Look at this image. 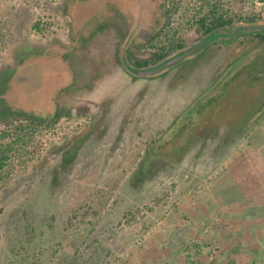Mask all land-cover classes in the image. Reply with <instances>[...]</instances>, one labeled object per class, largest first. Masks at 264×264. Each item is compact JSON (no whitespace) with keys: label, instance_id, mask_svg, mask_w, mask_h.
<instances>
[{"label":"rangeland","instance_id":"1","mask_svg":"<svg viewBox=\"0 0 264 264\" xmlns=\"http://www.w3.org/2000/svg\"><path fill=\"white\" fill-rule=\"evenodd\" d=\"M62 1L0 0V65L22 41L65 40ZM172 2L170 21L183 44L200 33L193 19L213 6L264 20L258 0ZM251 37L204 50L161 79L135 80L116 64L86 95L91 109L84 116L22 132L0 124L8 133L0 143L20 138L0 178V264H264V115L219 156L209 137L195 159V143L190 149L179 142L161 147L163 161L144 164L154 143L173 138L188 106L207 91L211 67L251 45ZM102 97L105 109L87 127ZM138 165L148 174L128 184Z\"/></svg>","mask_w":264,"mask_h":264},{"label":"flooded vegetation","instance_id":"2","mask_svg":"<svg viewBox=\"0 0 264 264\" xmlns=\"http://www.w3.org/2000/svg\"><path fill=\"white\" fill-rule=\"evenodd\" d=\"M60 8L66 17L65 40L49 38L33 47L25 46L18 55H11L8 64L0 65V124L46 126L71 114L81 116L82 113L84 116L91 109L85 101L86 95H90L95 86L113 72L116 64L127 74L117 57V48L124 39L126 56L138 67L152 66L167 55L183 52L185 46L201 43L193 54L186 55L174 65L182 66L181 61H189L204 50L211 52L218 44L235 39L236 35L255 33L253 36H256L264 29L261 23L259 28H244L258 18L231 17L222 27L207 30L199 27V35L183 44L177 37L178 27L170 21V15L177 9L172 0H63ZM237 28L241 30L226 36ZM108 34L114 35L115 40L113 37L111 42L109 37L107 40ZM108 46L110 50L106 53ZM244 52L250 53V46L245 47ZM201 56L204 55L194 61L200 60ZM234 57L220 66L214 64L211 67L207 91L199 94L194 102L205 104V98L210 95L216 107L218 88L223 86L231 92L230 77L234 69L229 66L235 64ZM174 66L168 70L176 68ZM18 67L24 74L17 79L13 74ZM168 70L152 77L127 75L135 80L144 78L149 81V78L161 79ZM103 99L107 98L94 101L96 113L88 120L87 127L97 121L105 109ZM179 145L176 142L170 147Z\"/></svg>","mask_w":264,"mask_h":264},{"label":"trees","instance_id":"3","mask_svg":"<svg viewBox=\"0 0 264 264\" xmlns=\"http://www.w3.org/2000/svg\"><path fill=\"white\" fill-rule=\"evenodd\" d=\"M258 1L264 3V0ZM231 17L216 11V6H213L207 14L200 15L194 18L193 21L199 27L207 30L210 27H222ZM206 24L208 26L205 27ZM32 27H37V25L32 24ZM247 34L253 35L255 33ZM237 36H234V38ZM250 39L252 44L244 46L242 48L243 50H240L233 61L235 63L233 66L234 71L230 77V81L234 88L231 87V89L240 91L239 97L235 96L237 95L235 90L229 92L226 88L220 86L216 107H214L215 101L213 102L210 95L205 98V104L193 101L188 106L189 109L185 117H182L180 119L181 121H179L180 129L174 132L172 135L173 138L167 140L159 139V141L154 143L155 145L151 148L152 150L148 154V157L145 158L146 162L144 160V164L151 163L152 159H156L153 162H157V160L163 161V156L159 154L161 147L167 144L178 143L180 140H182V143H185V147L188 146L190 149L195 143V150L192 155V158L195 159V156L199 152L201 153V149L204 148V146L202 147V143L206 144V141L203 139L212 137L214 143H212V147L210 145V150L213 151V154L219 156L227 147L237 141L253 122L264 115V29L259 30L256 36L254 35ZM254 42L255 44H253ZM25 46L33 47L35 43H21L14 48V53L17 50L19 51L20 48L23 49ZM247 46H250V53H243L244 48ZM76 114L79 115L78 113ZM179 114L173 118L164 132L171 125H174ZM17 125L16 130L20 132L28 129V126H30L26 124ZM5 136H8V133L2 130L0 132V139L2 140ZM19 139V136L15 135L11 143H0V178L2 177V169L9 158L8 153L12 150V143L17 142ZM72 146L71 149L75 148V146ZM140 166L138 165L130 172L127 178L128 184L134 185V183H139L142 179H145L148 170ZM33 231L34 227L30 226L25 233L28 239H30Z\"/></svg>","mask_w":264,"mask_h":264},{"label":"water","instance_id":"4","mask_svg":"<svg viewBox=\"0 0 264 264\" xmlns=\"http://www.w3.org/2000/svg\"><path fill=\"white\" fill-rule=\"evenodd\" d=\"M264 24V20L257 19L252 24H246L244 26L245 29H254L261 27V24ZM241 28H237L231 32H228L226 36H232L234 33L240 31ZM202 44H195L185 46L183 47V52L179 54H170L165 56L164 58L157 61L152 66H135L133 65L127 58L126 52H125V39L119 44L117 48V57L120 63V66L123 71H125L127 74L133 76V77H152L155 76L161 72H164L171 67H173L177 62L184 59L186 55L193 54L199 47H201ZM24 72L22 71L21 67H18L15 72L14 76L18 79V77L23 76Z\"/></svg>","mask_w":264,"mask_h":264}]
</instances>
